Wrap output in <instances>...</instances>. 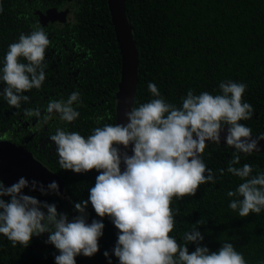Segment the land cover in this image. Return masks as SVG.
Instances as JSON below:
<instances>
[{"label": "trees", "instance_id": "trees-1", "mask_svg": "<svg viewBox=\"0 0 264 264\" xmlns=\"http://www.w3.org/2000/svg\"><path fill=\"white\" fill-rule=\"evenodd\" d=\"M2 3L0 59L9 43L18 39L21 32L31 31L37 22L51 41L45 53L48 67L44 84L25 93L30 100L22 107H44L53 96L66 99L72 91L80 90L81 102L74 103L79 117L72 122L54 120L48 130L55 132L62 127L87 136L94 127L116 123L121 54L108 0H2ZM49 8L68 9L70 17L64 23L42 24L40 14ZM126 9L139 54L135 106L153 98L147 87L149 81L177 106L188 89L196 94L216 93L220 91L221 80L243 81L248 87L242 99L253 105L254 114L241 123L249 126L253 134L264 135V0H126ZM70 67L80 68L77 81L73 73L68 74ZM58 75L63 77L62 84L57 83ZM97 117L102 119L98 121ZM34 118L26 119L21 109L0 98V135H6L13 143L27 139L20 133L26 129V121ZM26 146L63 179V194L52 193L41 200L54 202L58 211L71 218L76 214L74 203L88 198L98 171L77 173L61 169L50 147L44 150L41 145L35 146L32 139ZM234 151L221 142L206 146L203 159L219 178L215 183L201 184L193 195L174 198L171 206L179 211L170 235L184 243V232L190 231L199 220L203 222L197 225L204 235L201 244L215 251L223 241H230L244 254L248 264H258L264 259V210L240 217L230 209L228 203L233 197L226 193L241 180L227 171L223 174L218 171L227 168ZM244 163L253 165V174L264 172V152L241 154L237 166ZM87 212L89 222L92 218L102 219L105 226L98 239V251L92 256L77 255L76 264H108L103 255L105 250L109 251L112 264H118V258L111 252L118 229L107 215L99 217L90 202ZM47 236V232L33 236L24 247L19 243L13 245L0 234V264H55L58 250L45 243ZM195 246L190 243L189 251Z\"/></svg>", "mask_w": 264, "mask_h": 264}, {"label": "clouds", "instance_id": "clouds-1", "mask_svg": "<svg viewBox=\"0 0 264 264\" xmlns=\"http://www.w3.org/2000/svg\"><path fill=\"white\" fill-rule=\"evenodd\" d=\"M3 11L0 0V13ZM50 43L48 32L39 22L9 43L0 59V98L21 109L26 119L35 117L47 124L55 115L60 121L72 122L80 115L74 107L81 102L79 91H72L66 99H50L43 109L22 107L30 100L25 93L44 84L48 67L45 53ZM147 87L153 98L126 111V123H105L87 136L57 127L48 136L55 144L61 169L98 171L88 198L74 203L76 214L69 218L54 202L23 191L28 187L41 194L61 195L55 180L46 187L24 176L10 186L0 180V234L13 245L26 247L33 236L47 232L45 243L58 250L55 264H76L77 255L92 256L98 251V239L103 235L102 219L89 222L90 202L99 217L107 215L118 229L111 249L118 264H248L230 241H223L215 251L201 244L204 235L197 225L203 222L199 220L184 232V243L170 235L179 211L171 206L174 198L193 195L201 184L215 183L219 178L207 167L202 154L207 144H220L224 126L225 144L235 151L227 168L218 171L241 180L226 193L233 197L228 207L240 217L264 210V172L253 174L249 163L237 166L241 154L260 151L258 141L264 139V135L253 136L252 129L241 123L254 114L253 105L242 99L247 83L221 80L216 93L196 94L188 89L179 106L169 102L154 82L149 81ZM130 144L131 155L126 150ZM190 243L196 245L193 251H189ZM103 255L112 264L109 251ZM258 264H264V259Z\"/></svg>", "mask_w": 264, "mask_h": 264}, {"label": "water", "instance_id": "water-1", "mask_svg": "<svg viewBox=\"0 0 264 264\" xmlns=\"http://www.w3.org/2000/svg\"><path fill=\"white\" fill-rule=\"evenodd\" d=\"M108 7L121 54L120 79L116 92V122L126 123L127 118L124 113L135 107L139 80V54L135 34L127 14L126 0H108ZM68 12V9L64 11H58L56 8L48 9L42 14L43 18L41 17V21L43 19L64 20ZM226 134L227 126H224L221 131V143H225L224 136ZM253 136L258 135L253 134ZM258 144L260 151L254 152H264V139H260ZM120 147L123 146L121 145ZM126 150L131 155L132 145L130 144ZM21 176H24L29 181L35 179L42 182L45 187L53 180L60 184L55 173L34 158L23 144L17 145L8 140H0V177L5 184H9L17 181ZM59 191H61V188H59Z\"/></svg>", "mask_w": 264, "mask_h": 264}, {"label": "flooded vegetation", "instance_id": "flooded-vegetation-1", "mask_svg": "<svg viewBox=\"0 0 264 264\" xmlns=\"http://www.w3.org/2000/svg\"><path fill=\"white\" fill-rule=\"evenodd\" d=\"M49 9H51V8H49ZM48 10V9H47ZM46 10V11H47ZM64 10H67V9H58V11H64ZM46 11H44V12H42L41 14H40V17H39V21L42 23V24H47V25H49V24H54V23H59V22H61V23H64V22H66L67 21V19L70 17V13L68 12L67 13V15H66V17H65V19L64 20H61V19H56V20H45V19H43V21H41V17L43 18V16H42V14H44ZM59 60H61L62 58L61 57H59L58 58ZM56 66H57V63H54ZM71 68V71H69L68 72V74L69 75H71L72 73H73V76H75V79H76V81L80 78V68H73V67H70ZM57 72V71H56ZM59 76V78H58V81H57V83H61L62 84V82H61V79H63V77L61 76V75H58ZM52 94V93H51ZM46 99V98H45ZM52 99H55V97L53 96L52 97ZM39 106V105H38ZM37 107V106H36ZM42 109H43V107H41ZM54 120H58V121H60L59 119H58V116H53L52 117V119H50L49 121H48V123L47 124H44V123H42L41 121H39V120H37V119H33V120H31L30 122L29 121H26V124H24V126H25V130L24 131H21V133H20V136L21 137H27V139L26 140H23V141H20L19 142V144H17V145H21V144H23L24 145V147L26 148V149H28L27 148V144H28V142H29V140H31L32 139V142H34V144H35V146H38V145H41L42 147H43V149L45 148V149H47V147H50V152L51 153H53L54 155H56L57 156V154H56V152H55V144H54V142H52L51 140H50V138L48 137L50 134H52V133H54V131H53V129L52 130H48L49 129V124L51 123V122H53ZM22 122L23 123H25V120H23L22 119ZM29 125L30 126H32V129H29ZM43 125V126H42ZM28 132H30V133H28ZM34 138V139H33ZM0 140H8V141H10L8 138H7V136L6 135H0ZM12 142V141H11ZM46 144H45V143ZM44 149V150H45ZM29 150V149H28ZM31 153H32V155L34 156V158H36L37 160H39L40 162H42L38 157H37V155L34 153V152H32V151H30ZM36 155V156H35ZM44 165H46L44 162H42ZM47 166V165H46ZM48 167V166H47ZM49 168V167H48ZM50 169V168H49ZM50 170H52V169H50ZM54 173H55V171L54 170H52ZM55 175L58 177V179H59V181H60V184L58 183V185H59V188H61V191H60V193L61 194H63V192H64V183H63V179H62V177L59 175V174H57V173H55ZM14 182H16V181H14ZM13 182V183H14ZM9 183V182H8ZM12 183H9V184H5L6 186H10ZM23 191L25 192V194H30V195H33V196H35V197H37L38 199H40L41 200V198H43V197H46V196H48V195H50V194H52V193H47V194H41L38 190H36V189H32L31 191H30V189L28 188V187H26L25 189H23Z\"/></svg>", "mask_w": 264, "mask_h": 264}, {"label": "bare ground", "instance_id": "bare-ground-1", "mask_svg": "<svg viewBox=\"0 0 264 264\" xmlns=\"http://www.w3.org/2000/svg\"><path fill=\"white\" fill-rule=\"evenodd\" d=\"M109 9V8H108ZM69 23V22H68ZM140 79V78H139ZM80 91V90H79ZM60 93V92H59ZM43 126V125H42ZM23 129V128H22ZM15 140V139H14ZM70 180V179H69ZM65 181H67V180H65Z\"/></svg>", "mask_w": 264, "mask_h": 264}]
</instances>
